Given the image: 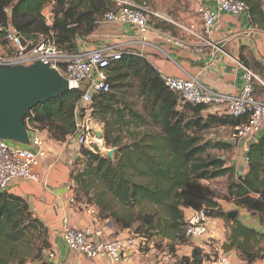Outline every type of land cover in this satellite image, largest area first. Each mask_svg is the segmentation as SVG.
Returning <instances> with one entry per match:
<instances>
[{
  "label": "trees",
  "instance_id": "trees-1",
  "mask_svg": "<svg viewBox=\"0 0 264 264\" xmlns=\"http://www.w3.org/2000/svg\"><path fill=\"white\" fill-rule=\"evenodd\" d=\"M50 1H54V38L65 51H75L77 40L90 35L96 22L115 8L113 0H0V26L9 22L27 41L38 40L48 34L41 11ZM124 1L144 4V0ZM240 1L248 5L252 21L264 20L261 0ZM241 64L253 70L247 63ZM108 82L110 92L94 97L90 108L91 116L103 126L104 146L115 149V153L109 158L96 147L80 146V157L70 173L76 202L94 207L99 221H111L120 230L159 235L177 244H183L186 238L185 211H203L208 218L222 219L230 226L228 242L246 264L260 259L255 244L262 236L238 222L237 217L228 219L214 192L202 182L225 177L233 180L227 188L228 200L257 212L263 222L264 134L246 152L247 173L238 176L227 158L221 160L211 154L230 153L234 146L202 137L216 128H230L236 119L228 115L204 116L209 106L183 102L163 86L160 75L146 59L131 52L110 66ZM127 88H134L132 98L141 99V112L129 101L128 91H124ZM80 96V91L69 90L35 107L25 119L26 127L45 131L51 140L64 142L75 133L77 112L80 118L85 113V108L77 110ZM129 128L149 130L126 144L122 136ZM144 203L152 204L164 218L159 219L157 212L134 211ZM137 223L140 225L134 227ZM47 239V229L27 202L0 192V264H25L32 253L33 262L53 264L42 256V250L50 249ZM203 258L202 251L195 247L181 262L203 264Z\"/></svg>",
  "mask_w": 264,
  "mask_h": 264
},
{
  "label": "built area",
  "instance_id": "built-area-1",
  "mask_svg": "<svg viewBox=\"0 0 264 264\" xmlns=\"http://www.w3.org/2000/svg\"><path fill=\"white\" fill-rule=\"evenodd\" d=\"M113 1L115 8L106 12L96 22L97 26L101 24L128 25L143 37V43L150 44L147 36L153 34L174 47L181 49L187 47L184 41L161 33L150 24V18H158V15L149 10L145 4L140 5L124 0ZM208 1L215 10L206 5L204 0H193L196 15L201 23V35L195 33L194 25L190 27L178 25L202 42L209 39L221 14L238 16L248 13L249 10L248 5L240 0ZM53 5L54 1H50L41 11L48 34L38 40L27 41L11 27L9 22L0 26V67H26L41 64L66 79L69 90L80 91V87L84 86V91H80L77 110L85 108V113L80 118L77 112L75 133L72 137L77 145L92 149L98 147L101 140L93 131V126L98 122L91 116L90 107L94 97L110 92L109 68L127 53V43L106 44L93 50H61L56 44L52 31ZM6 13L8 15V11ZM260 33L264 36V26L260 29ZM21 39L25 41L24 45L21 44ZM243 69V86L236 95L210 91L192 77L160 76L163 86L175 93L183 102L191 105L221 107L226 115L236 119L237 123L230 127L229 134L236 153L240 143L255 140L264 129V101L254 96V84L261 81L253 70L246 67ZM27 130L29 144L34 150L0 140V192L7 191L14 180L33 183L40 181L35 168L39 159L45 155L41 132L30 126ZM70 204L85 210L90 215L96 214L94 207L77 203L74 197L70 200ZM210 221L211 219L203 211L190 210L185 218V237L191 240L203 239L209 234ZM61 240L68 252L75 255V259L69 264H83V259L90 261L108 259L111 264H127V261L137 254L134 238H110L100 224L83 230L65 227ZM220 252L219 248L217 254L212 256L211 264H227V260L220 255ZM42 256L50 262L56 260L55 253L50 249L42 250Z\"/></svg>",
  "mask_w": 264,
  "mask_h": 264
},
{
  "label": "crops",
  "instance_id": "crops-1",
  "mask_svg": "<svg viewBox=\"0 0 264 264\" xmlns=\"http://www.w3.org/2000/svg\"><path fill=\"white\" fill-rule=\"evenodd\" d=\"M204 2L215 10V7L208 0H204ZM181 5L180 3L176 4L175 9L169 8L167 10L161 7L155 10L154 13L158 15V18L154 20V27L161 33L169 34L187 43L185 49L174 47L163 39L156 38L153 34L147 36L150 44L143 43V37L128 25L116 24L97 26L86 38L77 40V49L93 50L106 44L127 43L126 51L146 59L160 76L192 77L202 87L227 95H236L240 92L244 75V66L241 62H244L259 77L261 83H257L255 97L264 101V36L260 33V29L264 26V20L261 23H256L251 20L248 13L238 16L221 14L209 39L202 42L191 36L186 30L178 27V25L184 27L194 25L195 33L197 35L202 34L201 23L196 15L193 0H190L189 8L185 7L184 2H181ZM262 8L264 10V3ZM262 69L263 73H261ZM208 114L227 116L221 107L214 106L207 107L203 113L204 116ZM96 124L100 126V124ZM220 129L226 130L224 135L220 137V142L232 145L229 139L230 128L220 127ZM39 131L45 151L44 157L39 159L35 168V173L40 179L39 183L15 180L6 192L25 200L33 215L47 229L50 250L56 255V260L51 263L69 264L75 259V255L68 252L61 240L65 227L83 230L100 224L110 238L128 237V230L114 228L108 221H99L97 214L90 215L85 210L70 204V200L74 197V191L70 184V173L76 160L80 157V146L71 136L64 142H56L51 140L45 131ZM94 132L96 135L101 133L100 129H96ZM263 134L264 129L255 138V143ZM247 142L240 143L238 153H236L238 156L232 158V163L228 161V158L235 152L234 148L232 152L227 153L230 157L220 156V159L223 160L227 158L229 166L234 165L238 176L239 173H241L240 176L247 173ZM22 147L34 150L30 144ZM229 202L232 203L230 200ZM233 207L234 211L230 212H236L238 222L262 236L257 238L255 244V250H262L261 253L259 252L262 256L252 264H264V221L260 220L257 212H249L234 204ZM220 220L222 219H211L209 223L211 234L214 233L212 230L215 229L218 230V233L214 234L220 235ZM227 244L230 245L228 241ZM194 246L202 251L203 264H211L214 254L206 257L208 251L204 249L203 245L194 244ZM220 255L227 260V264H246L233 247L226 254L221 251ZM140 259L135 254L127 261V264H144ZM83 264L111 263L108 259L96 261L83 259Z\"/></svg>",
  "mask_w": 264,
  "mask_h": 264
},
{
  "label": "rangeland",
  "instance_id": "rangeland-1",
  "mask_svg": "<svg viewBox=\"0 0 264 264\" xmlns=\"http://www.w3.org/2000/svg\"><path fill=\"white\" fill-rule=\"evenodd\" d=\"M261 1L263 4L264 0H261ZM181 2H184L185 7L189 8L190 0H144V4L152 12H155V10L160 9L161 7H164L167 10L169 8L175 9L176 4L180 3L181 5ZM154 20H155L154 18L151 19L152 25H155ZM133 89L134 88H131V89L127 88L124 91H128L129 101L134 104L135 110L138 112H141L142 101L141 99L135 96L134 98L131 97L132 94L134 93ZM96 125H94L93 131L96 129H100L102 133L103 126L101 125L100 127L99 125L97 126ZM147 130L149 129L140 128L137 130L134 128H129L123 134L122 141L123 143L128 144L134 140H138L141 137L142 132H146ZM225 132L226 130L216 128L207 133H204L202 137L204 140H208V139L220 140V137L223 136ZM13 144H17V143H13ZM96 148L101 152V154H104V155H107V152L110 150H114V153H115V149L104 146L103 139H101L100 144H98V147ZM211 154L214 156L222 155V156L230 157L229 154L227 155V153H222L218 151L217 152L212 151ZM237 156L238 155H236V152H234L233 155L231 154V157L228 158V161L232 163V158L234 157L236 158ZM14 182L15 180L12 183ZM231 182H233V180L231 181V179H227L226 177L215 180L213 182H202L203 185L208 186L214 192L216 201L218 204L220 203L219 204L220 209L224 212L234 211L233 204L229 202L228 196H227V188ZM134 211L139 212V213L157 212L159 219L164 218V214L160 210L156 209L152 204H149V203H144V204L137 206ZM188 215H189V211H185V218H187ZM108 222H110L114 226V228L117 227L111 221H108ZM139 225L140 224L137 223L134 225V227H137ZM229 227L230 226L225 221L223 223V221L220 220V235H215L214 233H218V230L213 229L212 231L214 233L211 234L209 232V234L203 239L192 241L191 239L185 238V242L183 244H177L173 241L166 240L162 236H159V235L149 234L150 236H146L142 234L141 235L135 234L134 229L129 230L127 236L135 239L137 257L141 258L140 260L144 262V264H183L181 262V259L190 256L192 249L195 248L194 244H201L204 246V249H207L208 255L206 257H209L210 255H213V254L215 255L223 243L227 244L228 236L230 234ZM258 251L260 253L262 252V250L260 249H258ZM32 256H34L33 253H32ZM32 256H30V258L26 260L25 264H35L36 263V262H33Z\"/></svg>",
  "mask_w": 264,
  "mask_h": 264
},
{
  "label": "water",
  "instance_id": "water-1",
  "mask_svg": "<svg viewBox=\"0 0 264 264\" xmlns=\"http://www.w3.org/2000/svg\"><path fill=\"white\" fill-rule=\"evenodd\" d=\"M21 44H25L23 39ZM79 90L84 91V86ZM67 91L68 81L47 66L34 64L26 67H0V140L27 146L29 136L25 119L31 110L59 98ZM97 138L101 140L102 133H98ZM254 144V140H249L246 149ZM113 155L114 150L107 152L109 158ZM227 217L234 220L236 212L227 213ZM231 250L232 246L228 244L221 247L224 254Z\"/></svg>",
  "mask_w": 264,
  "mask_h": 264
},
{
  "label": "bare ground",
  "instance_id": "bare-ground-1",
  "mask_svg": "<svg viewBox=\"0 0 264 264\" xmlns=\"http://www.w3.org/2000/svg\"><path fill=\"white\" fill-rule=\"evenodd\" d=\"M99 130V129H98Z\"/></svg>",
  "mask_w": 264,
  "mask_h": 264
}]
</instances>
